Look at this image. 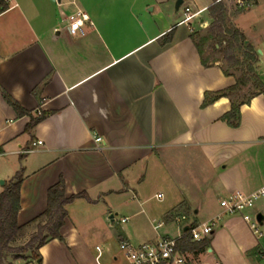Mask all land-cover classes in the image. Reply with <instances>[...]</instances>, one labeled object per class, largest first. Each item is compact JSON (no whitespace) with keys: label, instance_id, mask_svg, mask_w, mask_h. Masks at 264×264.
Wrapping results in <instances>:
<instances>
[{"label":"crops","instance_id":"1","mask_svg":"<svg viewBox=\"0 0 264 264\" xmlns=\"http://www.w3.org/2000/svg\"><path fill=\"white\" fill-rule=\"evenodd\" d=\"M5 1L0 193L22 174V233L37 227L48 190L61 177L67 195L87 192L93 200L67 205L64 240L41 246L40 263L29 257L14 264H103L106 253L112 260L106 264H116L120 254H113V244L122 239L137 245L182 236L172 212L199 223V210L220 213L218 201L229 192L264 185V96L240 106L236 127L220 120L229 97L202 106L206 91L231 86L236 77L222 72V58L204 66L192 39L210 24L208 7L223 1L229 21L258 53L264 84V0H242L241 6L237 0H182L177 9V0ZM186 6L201 11L190 24L179 23ZM78 9L93 24L74 37L65 22ZM170 30L171 40L161 44ZM3 92L30 114L48 115L26 130L30 114L19 116ZM96 136L106 142L103 151L96 149ZM38 140L43 144H34ZM256 209L264 214V203ZM221 217L205 257L254 264L253 252L264 244L239 215ZM160 220L164 225L155 229Z\"/></svg>","mask_w":264,"mask_h":264},{"label":"trees","instance_id":"2","mask_svg":"<svg viewBox=\"0 0 264 264\" xmlns=\"http://www.w3.org/2000/svg\"><path fill=\"white\" fill-rule=\"evenodd\" d=\"M8 8V3L5 0H0V13ZM239 10L240 9L238 7L235 9V11ZM208 12L211 17L208 30L211 32L212 37L215 40L212 47L214 49L221 48L223 58L230 67H238L240 65V56H243L245 62L244 70H246V75L248 74L250 76L246 77L244 74L241 77H236L235 83L231 86L216 91H206L204 93L202 106L211 104L220 97H229L230 109L220 117V120L225 121L229 126L236 127L240 122V106L248 102L249 99L255 95L262 94L264 96V84L261 82L256 71L258 53L247 41L243 33L229 21L228 9L223 1H215L212 3L208 7ZM172 35L173 30H170L160 40V43L164 44L170 41ZM197 35V33H193L192 39L200 54L202 64L204 66H208L210 63L206 61L207 59L204 58L202 52V46L205 44L206 39L202 37L199 41H197ZM222 72L225 75H234L225 69H222ZM251 80L254 91L248 98L236 101L231 97L233 93L241 90V88L246 86ZM3 96L5 100L16 110L19 116L30 114L7 92H3ZM47 115V112H42L39 116L30 114L31 120L27 124L26 130H31ZM22 183L23 176L21 173H17L6 189L0 193V264H5V259L9 254L12 253L17 256V254L25 252L29 249L32 250L31 258L41 260L42 255L39 252V248L41 246L55 238L64 240L61 228L65 225V220L68 215L67 205L77 198H85L91 202L93 201L87 192L67 195L66 182L64 178L61 177L59 181L52 185L48 190V203L46 210L35 219V221H38L37 232L25 246L15 247L12 246L11 243L17 239L20 234H22L25 228L24 225H20L18 222V214L21 209ZM178 244L184 250L198 252L202 251L205 247L210 246V239L205 238L202 241L193 242L190 240L187 231H185L178 239Z\"/></svg>","mask_w":264,"mask_h":264},{"label":"built area","instance_id":"3","mask_svg":"<svg viewBox=\"0 0 264 264\" xmlns=\"http://www.w3.org/2000/svg\"><path fill=\"white\" fill-rule=\"evenodd\" d=\"M237 3L241 6L242 0H237ZM200 12V10L192 12L190 7H184V17L179 23L190 24L193 18ZM65 23L69 33L74 37L84 35L87 23L93 24L89 15L81 9L70 14ZM95 142L97 150L103 151L105 149L106 142L102 136H96ZM34 144H43V140H38ZM218 202L222 211L208 221L195 223L188 215L178 211L170 214L171 220L182 231L184 226L188 225L186 231L193 242H199L208 238L217 227L218 219L223 214L239 215L257 240L263 237L260 222L257 219V214L261 212L256 209V206L258 203H264V185L252 192L231 191L226 196L221 197ZM127 220V217L121 219L122 222H126ZM164 223V220H160L155 225V229H159ZM180 237L162 235L156 241H145L137 245L129 240L122 239L119 245L131 264H224L219 259L210 261L205 257V255L210 253L208 251L209 247H205L202 251L198 252L182 249L178 244ZM97 249L100 250V247ZM259 253L264 263V247L261 245Z\"/></svg>","mask_w":264,"mask_h":264},{"label":"rangeland","instance_id":"4","mask_svg":"<svg viewBox=\"0 0 264 264\" xmlns=\"http://www.w3.org/2000/svg\"><path fill=\"white\" fill-rule=\"evenodd\" d=\"M228 5H230L233 8V5L231 3H229ZM70 5H64L63 8L66 10L68 9ZM210 22H211V18H210ZM209 25L206 28H201V30L199 31V34L196 36V40L199 41L200 38L204 37L206 39L205 44L202 46V52H203V56L205 59H207V62H213L216 58H222V65L221 68L227 70L228 72L234 74L235 77H241L245 74L246 77H249L250 75H246V70H244V66H245V62H244V57L240 56V65L238 67L236 66H229L228 63L224 60L223 58V54H222V50L221 48H216L214 49L212 46L215 42V40L212 37L211 32L208 30ZM241 55V54H240ZM254 91V87L252 85V80L249 81L247 83L246 86H243L241 88V90L233 93V95L231 96L233 99H235L236 101L239 100H244L246 98H248L251 93ZM1 182V181H0ZM156 200H154L155 202ZM216 215L214 213H210L208 210H199V212L196 214V221L200 222H204V221H208L210 218L215 217ZM223 217H220V219H218V224L217 227L215 228V230L217 231L220 228V224L222 222ZM174 227H176L175 225H173ZM260 228L261 231L263 232V237L260 239L262 245L264 244V222L260 224ZM176 231H180L179 227L175 228ZM31 231H35L34 233H32ZM30 232V233H29ZM37 232V227L33 228L32 230H28V233L24 232L22 234H20L17 239H15L11 245L15 246V247H22L25 246L28 241L32 238V236ZM173 235V234H172ZM175 235V234H174ZM247 238L249 239V237L247 236ZM117 248V249H116ZM120 245L118 243H114L113 244V254L119 253V259L118 262L116 264H127L128 261L123 257V255L120 252ZM260 246H258L257 251L253 252L254 255V264H264L261 257H260ZM20 255V256H18ZM249 255V253H248ZM32 257V250L29 249L25 252H21L20 254H9L6 259H5V264H11L14 263L15 260L17 259H22V260H27V258ZM106 261H112L110 254L106 253L105 256L101 259V262L103 264H106Z\"/></svg>","mask_w":264,"mask_h":264},{"label":"water","instance_id":"5","mask_svg":"<svg viewBox=\"0 0 264 264\" xmlns=\"http://www.w3.org/2000/svg\"><path fill=\"white\" fill-rule=\"evenodd\" d=\"M57 1H61V0H57ZM182 3V0H177L176 4H175V7L176 9L179 7V5ZM260 52V51H259ZM4 182V181H2ZM257 219L258 221L260 222V224L264 221V214L263 213H258L257 214ZM188 229V225H185L184 228H183V231H186ZM38 262L40 263L41 260H38Z\"/></svg>","mask_w":264,"mask_h":264}]
</instances>
